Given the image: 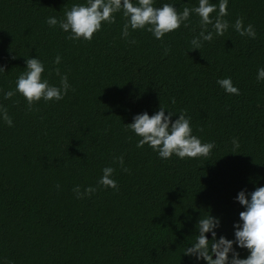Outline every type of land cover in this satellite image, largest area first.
Returning <instances> with one entry per match:
<instances>
[{
  "label": "trees",
  "instance_id": "16d2710c",
  "mask_svg": "<svg viewBox=\"0 0 264 264\" xmlns=\"http://www.w3.org/2000/svg\"><path fill=\"white\" fill-rule=\"evenodd\" d=\"M83 2L0 0V104L13 120L12 127L0 121V264H192L183 252L200 216L220 217L218 235L232 239L244 210L234 198L264 186V83L256 81L264 0H229L228 31L199 50L190 45L201 31L194 14L162 40L146 30L122 38L121 14L91 41L66 39L47 25ZM164 3L183 11L198 0L155 6ZM237 19L253 25L255 39L231 27ZM29 57L44 62L43 77L57 87L55 69L68 76L63 100L29 109L19 94L3 99ZM227 77L238 96L216 83ZM160 106L176 114L173 121L187 113L193 135L215 145L207 158L163 160L136 147L140 138L126 125ZM120 156L127 172L114 162ZM108 166L118 190L98 185ZM77 185L96 191L78 199Z\"/></svg>",
  "mask_w": 264,
  "mask_h": 264
},
{
  "label": "clouds",
  "instance_id": "9594fccd",
  "mask_svg": "<svg viewBox=\"0 0 264 264\" xmlns=\"http://www.w3.org/2000/svg\"><path fill=\"white\" fill-rule=\"evenodd\" d=\"M229 0H219L214 4L211 0H198L194 7H184L178 11L175 3H164L156 7V0H84L83 3H74L70 9L65 10L63 18L50 16L46 23L50 28L59 27L67 33L66 39L72 41H91L94 34L102 29L105 24H114L117 14H121L125 20L122 28V38L127 39L131 31H148L156 40H162L182 25L188 27L190 17L194 14L199 17L201 31L191 42L192 50H199L203 42H211L214 36H223L230 25L223 19L228 15ZM212 13H216L213 18ZM211 26V29L209 28ZM231 27L242 37L255 39L257 33L253 25L244 26L243 20L237 19ZM130 43L134 44L132 40ZM15 59V56L12 57ZM61 57L57 56L54 64L59 65ZM24 71L16 78L15 88L3 92V99L11 100L19 94L31 109L33 104L43 100L44 102H59L67 95L70 85L68 76L62 74L59 68L55 69L60 78V86L51 84L43 77L45 64L38 57L25 59ZM6 72L4 66H0V73ZM257 83H264V67L257 69ZM216 83L228 95H239V89L234 86L231 77L218 79ZM172 103H175L173 99ZM160 106L159 110L149 115L147 111L135 114L132 122L127 124L128 129L139 137L136 147L143 148L147 145L158 157L163 160L173 156L179 159L207 158L214 143H202L201 139L193 135L191 118L186 112H181L174 121L176 114ZM0 121L9 127L13 126V120L8 114L7 108L0 104ZM232 143L238 147L233 139ZM123 171V156L114 158ZM115 169L111 166L102 169V176L98 185L108 189L118 190L117 181L113 178ZM264 179V178H262ZM59 188V185H57ZM96 191L93 187L85 189L81 193L80 187H74L76 197L83 198ZM244 209L239 213L238 221L233 223V238L228 239L218 235L221 228V218L211 214L198 219L195 224L196 237L190 246H186L183 256L189 258L192 264H264V186L256 187L254 191L242 189L234 198ZM210 234V239H209ZM246 250L248 255L241 257L240 251Z\"/></svg>",
  "mask_w": 264,
  "mask_h": 264
}]
</instances>
